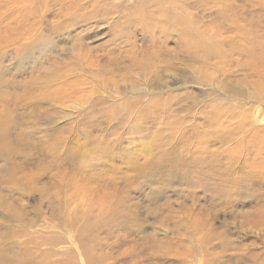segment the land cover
Returning a JSON list of instances; mask_svg holds the SVG:
<instances>
[{"label": "rangeland", "instance_id": "374dc122", "mask_svg": "<svg viewBox=\"0 0 264 264\" xmlns=\"http://www.w3.org/2000/svg\"><path fill=\"white\" fill-rule=\"evenodd\" d=\"M100 1L0 0V264H264V15L234 4L235 39L223 2L159 0L239 45L204 77L170 43L152 86Z\"/></svg>", "mask_w": 264, "mask_h": 264}, {"label": "bare ground", "instance_id": "6f19581e", "mask_svg": "<svg viewBox=\"0 0 264 264\" xmlns=\"http://www.w3.org/2000/svg\"><path fill=\"white\" fill-rule=\"evenodd\" d=\"M141 1L143 0H135L131 2V4H128V5L124 4L125 2L123 0L121 2L114 1L113 3L114 5L111 8L112 2H110V0H102L100 2H97L94 5V11L96 12L100 10L98 9V4H103L105 6L104 7L105 12L108 13L105 15L106 17H109V15H111L113 11L117 12L118 10H120L121 13L118 16V21L122 23V26L130 29V31L134 30L135 32L137 31V33L138 32L140 33L141 35L140 37L142 39V47L139 50H136L134 48L132 49V54L130 55V60H129L130 64L126 67L123 66V68L126 69L127 71V75H126L127 79L129 76L144 73L143 70L145 72H150L151 75L149 76L147 75L144 77H146L147 81H149L150 85L152 86L156 85L159 81H161V84L163 83L165 85L166 84L165 80L168 77H172L173 75V68L171 64L168 63L165 65H160L159 62L161 61V59L158 57V54H157V53L163 52L166 56L170 58L169 60H171L172 54L170 52L171 49L170 50L167 49L168 44L174 43L175 45H177V47L180 50L182 49L183 51H185V58L187 57V60L197 62L200 66V67H197L196 69L193 68L194 71L196 73L202 72L203 74L202 73L200 74L204 75L206 74V72L203 71L202 67L205 64V60L215 59V60H221L220 61L221 63L224 62L225 55L221 52L220 49H217L216 51H214V45L217 46L218 48L225 44L236 45L238 43H237V40L235 39L238 38V35H241V34H239L238 32H233V30L234 31L244 30V27H242V25L241 27L240 25L239 26L233 25L235 20L239 18V17L237 18L233 16V15H236V13H238L237 9H234L236 8L234 4L243 3L246 6L247 5L250 6L252 4V6H254V9L257 6L255 10V14H257L258 16L264 15V0H216L217 2H220V3L223 2V4H225L223 8L217 10V11H220V10L222 11V12H217L219 15L222 16L221 24L219 25V31L217 33L221 34L224 32H232L231 34L234 35L233 37L235 38L233 39L229 37V39H224L220 37V39H216L210 35H207V37H202L201 35H199V32L202 33L201 30L196 33L194 29H190L184 26L182 20H180V16L178 14L175 15L172 8L160 4L159 0H153V2L152 0H144L143 2ZM108 3H110V8L108 7ZM252 6L249 7L247 11L249 10L252 11ZM59 9L61 8L59 7ZM242 12L246 13L243 7H242ZM89 17L97 18V21L95 22L96 25L99 22L103 21L97 15H92ZM106 17H105V20H106ZM84 20L88 21V19H84ZM116 23L117 22H115V24ZM191 23L193 25H196V24L199 25L198 20H192ZM208 27H211V25L204 26V28H208ZM195 28H199V27H195ZM192 37H194V40L189 42V40ZM141 39L138 41H141ZM249 44L252 45V43L250 42ZM112 48L113 50L111 51V53L114 57L112 56L109 58L111 61L116 62V60L120 59V58L115 57V56H118L116 52L119 49V45L118 46L115 45ZM246 50L248 51V48H246ZM250 50L248 51V53L250 52ZM102 59H108V57L103 55ZM108 63H111V62L109 61ZM84 64L87 68H90V69H99L101 67L100 62L96 60L93 62H88ZM117 64L119 65V63ZM135 69H142V70H140L138 73H134ZM162 71H167V72H164L163 74L159 75V73H162ZM153 72L154 74H152ZM162 75H164V77ZM205 76L206 75H204V77ZM125 82L127 83V87H125L126 89L124 88L125 90L130 89V91H133L135 89V85L131 81H126L125 79ZM164 85L159 86V88H157V91L164 90L163 88ZM165 89L169 90V88H165ZM137 99L138 98H135V101H139ZM156 99H159V98H156ZM118 111L119 110L116 109L111 114L118 115L119 114ZM117 115L115 116V118L117 117ZM120 115L121 114H119V116ZM243 127H245V125ZM218 139L219 138H217L216 140ZM219 140L222 141V139H219ZM10 156H5L8 164L10 161L8 160ZM257 171H259V169ZM8 174L10 173L8 172ZM260 215H263L264 217V207ZM30 263L25 262L23 264H30Z\"/></svg>", "mask_w": 264, "mask_h": 264}]
</instances>
